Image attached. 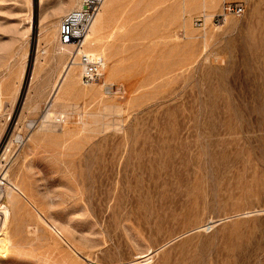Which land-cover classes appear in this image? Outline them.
<instances>
[{
	"label": "rangeland",
	"instance_id": "obj_1",
	"mask_svg": "<svg viewBox=\"0 0 264 264\" xmlns=\"http://www.w3.org/2000/svg\"><path fill=\"white\" fill-rule=\"evenodd\" d=\"M223 1L115 0L101 78L76 65L43 118L59 0H0V173L26 196L0 264H264V0L214 25Z\"/></svg>",
	"mask_w": 264,
	"mask_h": 264
},
{
	"label": "built area",
	"instance_id": "obj_2",
	"mask_svg": "<svg viewBox=\"0 0 264 264\" xmlns=\"http://www.w3.org/2000/svg\"><path fill=\"white\" fill-rule=\"evenodd\" d=\"M105 0H79V4L66 11L57 27V42L62 45H69L67 62L77 64L81 72V83L89 85L98 81L104 69V58L101 55L89 56L85 51V39L90 26L98 14ZM244 12L242 2L223 1L218 10L212 15L211 22L214 25L225 23L228 16L239 17ZM204 17L199 15L193 20L194 26L202 29ZM1 185V184H0ZM2 189L0 192V204H2Z\"/></svg>",
	"mask_w": 264,
	"mask_h": 264
},
{
	"label": "bare ground",
	"instance_id": "obj_3",
	"mask_svg": "<svg viewBox=\"0 0 264 264\" xmlns=\"http://www.w3.org/2000/svg\"><path fill=\"white\" fill-rule=\"evenodd\" d=\"M25 1H27V3H29L30 0H25ZM39 1L42 2V0H39ZM75 1L76 0H61V1L59 0V2H56L55 4L53 3L54 5L51 6L52 15H58V16L63 15L65 13L64 11L66 10L65 7L67 6L68 3L69 4L71 3L73 7H75L79 4V2L75 3ZM113 2H115V0H110V1L105 0L103 2L102 8H100L98 14L94 18V20L90 26V30L86 36V39H85V43H86L85 51L91 57L98 55L97 52L90 50V49L92 48V46H94V45L96 46L97 43L100 42V34L102 33V30L104 28L103 23H102L103 15H104L105 10H107V8ZM205 2L206 1H204V6H205ZM49 8H50V6H49ZM60 17H62V16H60ZM59 21L60 20L58 19L55 22H53V24H51L52 25L51 27L54 28V31H56V37H57V27H58ZM29 23H30V21H29ZM29 27L30 26H28V28ZM89 47H91V48H89ZM86 48H88L90 51L87 50ZM69 51H70L69 45H62V44H59L58 42H57V46L53 49L54 55H56L58 58L66 57V55L68 54ZM35 54H36V52H35ZM35 59H36V57H35ZM76 65L77 64H69L68 62H65L63 64V66L61 67V70L58 74V77H57L55 83L53 84V88H52L51 94L49 96V99L45 102L46 109H45V112H43L44 113L42 116L43 118H48L50 116V114L52 113V110L50 108L54 103V99H55L56 94L58 93L59 89H61V90L63 89L65 91L68 89H70V90L73 89L72 86H74L73 84L75 81L74 73H75V66ZM105 65L106 64L104 63V69H105ZM104 69H103V71H104ZM92 84H94V83H92ZM89 85H91V84H89ZM0 184L4 185V187H2V194H1L2 198H3V200L6 199L7 201L6 200L5 201L9 202V204H14L15 193H19L24 198H26L23 191L9 177L8 171L5 170V168L0 173ZM9 216H10L9 206L5 202L2 201V204H0V256H2V257H4V254H5L4 252H7L8 247L11 246V243H10L11 238L9 239V237L7 235V231L5 229L6 225L8 223V220H9Z\"/></svg>",
	"mask_w": 264,
	"mask_h": 264
}]
</instances>
